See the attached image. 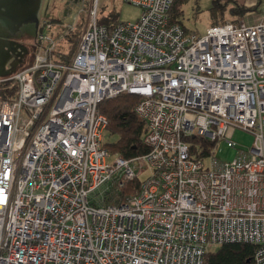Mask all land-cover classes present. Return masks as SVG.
I'll return each mask as SVG.
<instances>
[{"label":"built area","instance_id":"built-area-1","mask_svg":"<svg viewBox=\"0 0 264 264\" xmlns=\"http://www.w3.org/2000/svg\"><path fill=\"white\" fill-rule=\"evenodd\" d=\"M122 1L138 18L101 25L90 4L70 54L75 28L39 20L32 64L0 77V264H205L233 243L264 264V14L196 35L174 0ZM121 94L146 127L131 158L105 146L98 108Z\"/></svg>","mask_w":264,"mask_h":264},{"label":"rangeland","instance_id":"rangeland-1","mask_svg":"<svg viewBox=\"0 0 264 264\" xmlns=\"http://www.w3.org/2000/svg\"><path fill=\"white\" fill-rule=\"evenodd\" d=\"M226 1L221 0L223 3ZM179 2H181L180 9L182 11L178 17L179 21L188 33L196 35H204L207 27L211 24L221 23L226 20L236 21L240 17L244 20L245 24L249 25L262 18L264 14V0L258 4L256 9L248 11L237 18L230 13L229 5H227L223 12L213 9L212 0H180ZM95 3L99 18L102 16H113L117 21L129 22L135 21L140 13L138 7L127 4L122 0H42L39 10V20L45 19L57 25L56 30L60 28V33L68 31L67 25L74 27L75 33H78L83 27L89 5H94ZM59 38L58 34L56 40ZM26 43L29 47V52L23 61L17 65L15 69L17 72L28 67L33 62L36 50L34 44L35 36L26 41ZM57 47L60 49L64 48V44H61L60 41ZM114 139L115 137L110 138L105 135L104 143ZM232 141L235 143L236 149L247 150L253 143V135L241 129H236L233 133ZM235 148L228 147L225 142L220 141L214 148V156L219 161H230L235 157ZM107 160L111 161V157Z\"/></svg>","mask_w":264,"mask_h":264},{"label":"trees","instance_id":"trees-1","mask_svg":"<svg viewBox=\"0 0 264 264\" xmlns=\"http://www.w3.org/2000/svg\"><path fill=\"white\" fill-rule=\"evenodd\" d=\"M180 0H174L170 8L171 21L179 22V15L182 12L180 9ZM213 9H218L221 12L229 5V11L236 18L244 13L254 10L262 0H257L256 5L245 7L238 4L235 0H227L225 3L221 0H212ZM230 3V4H229ZM235 21V20H233ZM118 22L113 16H102L98 18V23L101 25L112 26ZM77 33L72 34L68 39L71 41L69 54L72 53L77 42ZM137 99L132 95L121 94L114 98L103 100L98 104L99 111L106 117L107 126L105 135L115 137L114 140L105 143L108 150L113 153H118L124 158H131L138 154L147 151L146 146L142 142V137L145 132V123L136 115L134 106ZM202 148L203 155L206 154L211 146V143L205 140L196 139L195 142ZM194 144V146L196 145ZM132 184H126L119 192V197H113L114 193L107 196V202L119 203L122 197L129 192ZM254 246L251 244H224L219 247L210 248L205 253V264H250Z\"/></svg>","mask_w":264,"mask_h":264},{"label":"water","instance_id":"water-1","mask_svg":"<svg viewBox=\"0 0 264 264\" xmlns=\"http://www.w3.org/2000/svg\"><path fill=\"white\" fill-rule=\"evenodd\" d=\"M41 2L42 0H5L4 10L6 11H1L0 16L7 21V25L16 28L29 24L37 28ZM22 51L26 52L23 45L0 37V77L15 71L20 60L16 63L10 60L15 57L21 58Z\"/></svg>","mask_w":264,"mask_h":264},{"label":"flooded vegetation","instance_id":"flooded-vegetation-1","mask_svg":"<svg viewBox=\"0 0 264 264\" xmlns=\"http://www.w3.org/2000/svg\"><path fill=\"white\" fill-rule=\"evenodd\" d=\"M5 5H6L5 0H0V12L6 11L4 10ZM0 18H1L0 19V37L12 40L25 47L26 52L25 53L23 51L21 52L22 54L21 58L15 57L10 60V62L12 61L14 63L20 60L19 63H21L24 57L29 52V47L26 41L30 40L31 38H34L36 31L38 29V26L37 28H35L33 24H29V25H22L19 28H16L15 26L7 25V21L3 19L1 16ZM39 18H40V15H38V24H39Z\"/></svg>","mask_w":264,"mask_h":264},{"label":"crops","instance_id":"crops-1","mask_svg":"<svg viewBox=\"0 0 264 264\" xmlns=\"http://www.w3.org/2000/svg\"><path fill=\"white\" fill-rule=\"evenodd\" d=\"M236 2L240 5H243L245 7H251L256 5L257 0H236ZM181 23V22H180Z\"/></svg>","mask_w":264,"mask_h":264}]
</instances>
